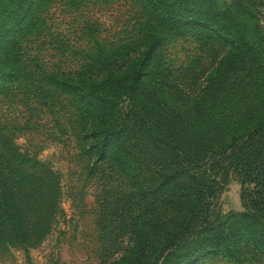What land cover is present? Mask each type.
<instances>
[{
    "label": "trees",
    "instance_id": "1",
    "mask_svg": "<svg viewBox=\"0 0 264 264\" xmlns=\"http://www.w3.org/2000/svg\"><path fill=\"white\" fill-rule=\"evenodd\" d=\"M50 1L0 0V91L31 85L65 110L88 175L104 184L100 263L264 264V54L247 1L219 9L205 0H136L129 40L77 51L72 69L43 67L28 53ZM185 34L203 58L217 59L210 69L164 62L167 44ZM231 174L241 210L222 213ZM60 198L58 175L0 129V253L42 243Z\"/></svg>",
    "mask_w": 264,
    "mask_h": 264
},
{
    "label": "rangeland",
    "instance_id": "2",
    "mask_svg": "<svg viewBox=\"0 0 264 264\" xmlns=\"http://www.w3.org/2000/svg\"><path fill=\"white\" fill-rule=\"evenodd\" d=\"M234 1L205 0L219 9ZM246 1L253 16L249 29L259 39L264 54V0ZM39 20V33L30 34L28 53L43 67L58 62L57 66L72 69L81 61L77 51L83 52L95 43L129 40L140 20V8L136 0H52L40 9ZM163 55L170 68L189 67L193 62L191 69L195 72L211 62L207 66L210 69L217 60L203 58L190 34L171 40ZM29 86L10 84L0 91V129L22 152L48 164L58 175L61 215L42 243L33 249L4 250L0 264H101L96 222L103 181L98 175H88L89 164L67 124L65 110L56 112ZM238 196L239 181L231 174L219 196L220 211H240ZM199 264L230 263L214 258Z\"/></svg>",
    "mask_w": 264,
    "mask_h": 264
}]
</instances>
